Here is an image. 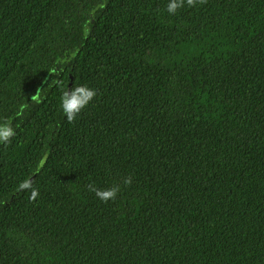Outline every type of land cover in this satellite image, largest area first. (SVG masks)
Returning <instances> with one entry per match:
<instances>
[{"label":"trees","instance_id":"16d2710c","mask_svg":"<svg viewBox=\"0 0 264 264\" xmlns=\"http://www.w3.org/2000/svg\"><path fill=\"white\" fill-rule=\"evenodd\" d=\"M166 3L0 0V264H264V0Z\"/></svg>","mask_w":264,"mask_h":264},{"label":"clouds","instance_id":"9594fccd","mask_svg":"<svg viewBox=\"0 0 264 264\" xmlns=\"http://www.w3.org/2000/svg\"><path fill=\"white\" fill-rule=\"evenodd\" d=\"M198 2L199 0H167L164 11L169 15L174 16L176 15L178 9L185 6L193 7ZM46 81L47 77L41 81V85H44ZM50 83L52 86H59L61 88L59 108L69 123L74 122L81 111L85 109L97 95V90L95 88L85 84H79L69 89L68 87L65 88L60 80H55L53 82L52 79ZM50 83H47L46 87L39 88L41 92L48 88ZM16 134L15 126L12 124L11 120L8 118L0 119V145L7 146L11 144L12 138H14ZM32 176L20 181L17 185V190H27L29 192V199L35 200V198L39 195V190L33 187V180L31 179ZM131 182V177H126L123 181L125 186L130 185ZM119 190V185L105 189L98 188L95 185H89V191L94 193L95 197L102 203L114 200Z\"/></svg>","mask_w":264,"mask_h":264}]
</instances>
